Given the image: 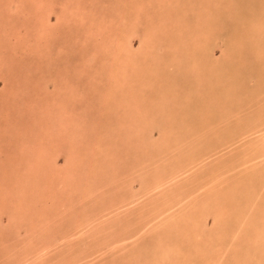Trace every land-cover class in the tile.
I'll use <instances>...</instances> for the list:
<instances>
[{
    "label": "rangeland",
    "instance_id": "374dc122",
    "mask_svg": "<svg viewBox=\"0 0 264 264\" xmlns=\"http://www.w3.org/2000/svg\"><path fill=\"white\" fill-rule=\"evenodd\" d=\"M0 264H264V0H0Z\"/></svg>",
    "mask_w": 264,
    "mask_h": 264
}]
</instances>
